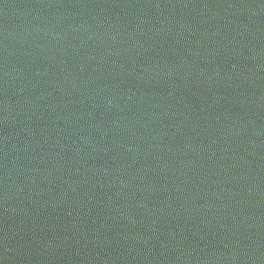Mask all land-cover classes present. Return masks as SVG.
Returning <instances> with one entry per match:
<instances>
[{
    "label": "water",
    "instance_id": "water-1",
    "mask_svg": "<svg viewBox=\"0 0 264 264\" xmlns=\"http://www.w3.org/2000/svg\"><path fill=\"white\" fill-rule=\"evenodd\" d=\"M0 230L264 264V0H0Z\"/></svg>",
    "mask_w": 264,
    "mask_h": 264
}]
</instances>
